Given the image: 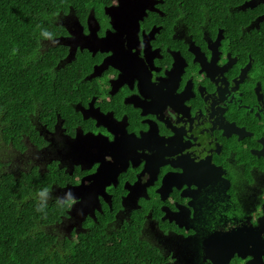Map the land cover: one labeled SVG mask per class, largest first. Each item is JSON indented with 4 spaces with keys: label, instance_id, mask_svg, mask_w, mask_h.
I'll return each mask as SVG.
<instances>
[{
    "label": "flooded vegetation",
    "instance_id": "obj_1",
    "mask_svg": "<svg viewBox=\"0 0 264 264\" xmlns=\"http://www.w3.org/2000/svg\"><path fill=\"white\" fill-rule=\"evenodd\" d=\"M202 2L169 13L164 0H110L70 18L90 45H65L67 58H94L91 96L80 93L73 133L60 117L40 127L46 145L26 141L23 163L72 177L50 194L68 217L95 221L105 208L112 229L141 222L172 264H211L203 244L218 235L219 249L236 240L245 253L229 264H255L240 231L264 264V0Z\"/></svg>",
    "mask_w": 264,
    "mask_h": 264
},
{
    "label": "trees",
    "instance_id": "obj_2",
    "mask_svg": "<svg viewBox=\"0 0 264 264\" xmlns=\"http://www.w3.org/2000/svg\"><path fill=\"white\" fill-rule=\"evenodd\" d=\"M188 2L203 4L164 0V7L179 12ZM109 3L0 0V264H172L169 255H161L141 237V222L112 229L113 217L105 208L95 221L85 217L78 220L80 226L68 227L64 219L69 204L50 194L53 186L72 177L56 168L46 174L35 168L13 170L3 158L13 151L26 155V141L43 148L38 129L53 128L57 117L73 133L80 93H85L84 101L91 96L82 87L94 58L78 49L67 58L68 47L56 43L68 35L61 20L84 22L89 12L96 14ZM136 214L132 217L141 218Z\"/></svg>",
    "mask_w": 264,
    "mask_h": 264
},
{
    "label": "water",
    "instance_id": "obj_3",
    "mask_svg": "<svg viewBox=\"0 0 264 264\" xmlns=\"http://www.w3.org/2000/svg\"><path fill=\"white\" fill-rule=\"evenodd\" d=\"M238 233V232H237ZM247 232L244 231H240L239 233V237H241L240 241H239V246L241 248V250L245 249L247 251H249L247 253V256H251V260L252 262H255V264H262V259L260 257H255L252 252L250 251H256V252H260L261 250V246L254 244V245H245V239H244V234ZM228 235H226L227 237ZM221 237V238H219ZM221 235H218L214 240L213 243H205L204 245V257L203 260H209L211 262V264H229L232 260V258L235 256V254L238 252L239 256H244L245 253L242 255L240 249L238 247H235V243L236 240L231 241L232 244L229 246H225L224 248L219 249V244L221 246H223V240H222ZM244 250V252H245Z\"/></svg>",
    "mask_w": 264,
    "mask_h": 264
},
{
    "label": "rangeland",
    "instance_id": "obj_4",
    "mask_svg": "<svg viewBox=\"0 0 264 264\" xmlns=\"http://www.w3.org/2000/svg\"><path fill=\"white\" fill-rule=\"evenodd\" d=\"M112 2H113V5H116L117 4V0H112ZM128 2V0H125V3H127ZM88 21L90 22V23H93V18H92V16L90 15L89 17H88ZM64 24H65V26L68 28V31H69V36L71 37V38H61V39H59V41H58V43H60V44H64V45H67L68 47H69V50H70V52H71V54H72V52H73V50H74V48L76 47V46H82V45H85V46H87V45H90L89 43H87V38H84V37H82V36H79V35H77V33H76V30H75V28L77 27V26H75V25H72V19H70V18H68L67 20H65L64 21ZM70 26H71V28H70ZM32 148V147H31ZM33 149V148H32ZM31 149L29 148L28 149V151H30ZM10 152V151H9ZM1 153V152H0ZM43 155V154H42ZM4 157V159L7 161V162H10V164H11V166L13 167V169L14 168H17V167H25L24 169H26V164L25 163H23V161L24 160H26L27 159V156H28V153L25 155H19V154H16V153H14V151H13V153H5L4 155H3ZM13 158L14 159H16L15 161L13 160ZM63 191H61L60 193H62ZM64 194V196H67L66 194H68V193H66L65 194V192H63ZM106 198V197H105ZM107 199V198H106ZM77 209H78V207H77ZM74 216L75 217H81V214H78V213H75L74 214ZM78 220L79 219H77V218H71V217H68V223H67V226L68 227H70V226H75V227H78ZM65 228V227H64ZM66 232L68 231V229L67 228H65L64 229ZM55 231H58V228H56L55 227ZM64 232V231H63Z\"/></svg>",
    "mask_w": 264,
    "mask_h": 264
},
{
    "label": "clouds",
    "instance_id": "obj_5",
    "mask_svg": "<svg viewBox=\"0 0 264 264\" xmlns=\"http://www.w3.org/2000/svg\"><path fill=\"white\" fill-rule=\"evenodd\" d=\"M74 52H75V51H74ZM46 191H47V190H45L44 192H41L40 195H41V196L45 195Z\"/></svg>",
    "mask_w": 264,
    "mask_h": 264
},
{
    "label": "snow or ice",
    "instance_id": "obj_6",
    "mask_svg": "<svg viewBox=\"0 0 264 264\" xmlns=\"http://www.w3.org/2000/svg\"><path fill=\"white\" fill-rule=\"evenodd\" d=\"M105 135H108V133H105Z\"/></svg>",
    "mask_w": 264,
    "mask_h": 264
}]
</instances>
